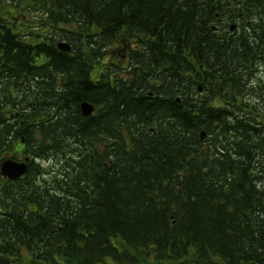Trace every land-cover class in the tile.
<instances>
[{
    "label": "trees",
    "instance_id": "trees-1",
    "mask_svg": "<svg viewBox=\"0 0 264 264\" xmlns=\"http://www.w3.org/2000/svg\"><path fill=\"white\" fill-rule=\"evenodd\" d=\"M21 142L0 264H264V0H0Z\"/></svg>",
    "mask_w": 264,
    "mask_h": 264
},
{
    "label": "water",
    "instance_id": "water-1",
    "mask_svg": "<svg viewBox=\"0 0 264 264\" xmlns=\"http://www.w3.org/2000/svg\"><path fill=\"white\" fill-rule=\"evenodd\" d=\"M234 29V27L232 28ZM59 49L63 52H71V46L63 42L59 44ZM81 111L84 117H89L94 114L95 107L94 105L84 102L81 105ZM205 134L202 133V139H204ZM27 163L26 162H17L13 159H7L1 163L0 173L2 177L15 181L26 174Z\"/></svg>",
    "mask_w": 264,
    "mask_h": 264
},
{
    "label": "rangeland",
    "instance_id": "rangeland-1",
    "mask_svg": "<svg viewBox=\"0 0 264 264\" xmlns=\"http://www.w3.org/2000/svg\"><path fill=\"white\" fill-rule=\"evenodd\" d=\"M15 13V14H14ZM10 18H9V21H11V22H15L17 25H18V30H27V26L29 25V23L27 22V19L25 18L26 17V15L24 14V13H22V12H20V11H16V12H13V15H11V16H9ZM31 20H32V18H31ZM108 57H110L111 58V61H114V59H116V57L115 56H113V57H111V56H108ZM260 72V71H259ZM96 77V76H95ZM16 146V145H15ZM18 151L19 150V146L17 145L16 146V148L15 149H12L11 148V150L10 151H8V152H6L7 150L5 149L2 153H7L6 155H12L13 154V152L12 151ZM5 155V156H6ZM38 164V163H37ZM39 164H41V165H47V163L46 162H43V164L42 163H39ZM119 244V246H120V248H122V249H125V246L122 244V243H118ZM102 264H116V263H114L113 261H112V259H110V258H107V260H105Z\"/></svg>",
    "mask_w": 264,
    "mask_h": 264
},
{
    "label": "flooded vegetation",
    "instance_id": "flooded-vegetation-1",
    "mask_svg": "<svg viewBox=\"0 0 264 264\" xmlns=\"http://www.w3.org/2000/svg\"><path fill=\"white\" fill-rule=\"evenodd\" d=\"M17 145L19 146V150L18 151L17 150L13 151V153L16 154V157H17L16 161H18V162H26L28 164V161H31V159L28 158L26 153H25V145L23 144V142H21V143H19ZM16 146H13L12 149H15ZM6 156L7 157H11V155H6Z\"/></svg>",
    "mask_w": 264,
    "mask_h": 264
}]
</instances>
